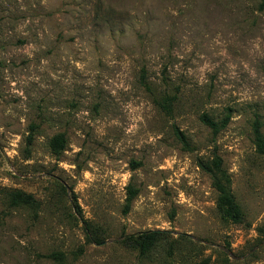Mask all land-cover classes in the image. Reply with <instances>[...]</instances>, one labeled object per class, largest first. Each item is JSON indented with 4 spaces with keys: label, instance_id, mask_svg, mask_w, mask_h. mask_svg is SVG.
Segmentation results:
<instances>
[{
    "label": "rangeland",
    "instance_id": "obj_1",
    "mask_svg": "<svg viewBox=\"0 0 264 264\" xmlns=\"http://www.w3.org/2000/svg\"><path fill=\"white\" fill-rule=\"evenodd\" d=\"M262 3L0 0V264H264ZM214 156L242 224L218 212ZM148 231L166 235L144 256L120 242Z\"/></svg>",
    "mask_w": 264,
    "mask_h": 264
},
{
    "label": "trees",
    "instance_id": "obj_2",
    "mask_svg": "<svg viewBox=\"0 0 264 264\" xmlns=\"http://www.w3.org/2000/svg\"><path fill=\"white\" fill-rule=\"evenodd\" d=\"M261 6H264V0ZM160 108L167 114H171L174 109L173 99L167 98L158 101ZM202 122L210 127L215 134L219 133L228 124V118H225L221 123L214 121L209 115L203 114L201 116ZM254 130V144L258 153L264 155V133L261 131V125L258 120L253 125ZM175 133L179 138L185 141L183 133L176 129ZM65 141L63 136H57L53 142L52 147L56 154H59L63 149ZM199 165L201 169L206 172L211 180L212 186L217 192V209L221 218L231 224H242L245 221V213L242 210L240 204L237 202L236 197L232 191V180L228 171L223 167V161L219 156H214L212 160L204 161L200 160ZM137 191L130 185L128 187V197L126 198V204L124 207V213H127L131 208L133 198L136 196ZM10 201L13 206H19L20 204H29L33 201L32 196L27 195L21 191H14L10 195ZM73 202L75 207L79 210V205L73 196ZM87 225V223H86ZM87 235L90 242L98 245L104 243V240L100 239L96 231L87 225ZM166 235L162 231H148L138 233L134 235L124 236L120 242L123 246L134 249L140 256L148 254L158 243V241Z\"/></svg>",
    "mask_w": 264,
    "mask_h": 264
}]
</instances>
